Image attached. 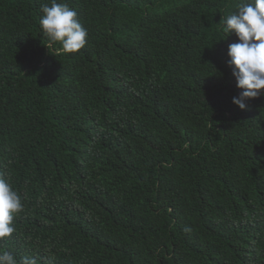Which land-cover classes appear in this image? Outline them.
<instances>
[{"label":"trees","instance_id":"obj_1","mask_svg":"<svg viewBox=\"0 0 264 264\" xmlns=\"http://www.w3.org/2000/svg\"><path fill=\"white\" fill-rule=\"evenodd\" d=\"M88 36L48 45L51 0H0V249L37 264H264V95L220 25L240 0H56ZM264 93V90H261Z\"/></svg>","mask_w":264,"mask_h":264},{"label":"clouds","instance_id":"obj_2","mask_svg":"<svg viewBox=\"0 0 264 264\" xmlns=\"http://www.w3.org/2000/svg\"><path fill=\"white\" fill-rule=\"evenodd\" d=\"M235 11L224 16L220 25L226 41L235 35L237 41L227 46V65L240 89L232 104L246 110L247 100L258 98L264 93V0H240ZM39 25L48 38L50 47L59 44L56 51L76 53L86 44L87 29L77 18V12L67 3L41 5ZM21 196L13 190L8 180L0 176V238L10 237L15 231L14 217L22 210ZM0 264H37L36 259L22 257L19 262L14 255L0 249Z\"/></svg>","mask_w":264,"mask_h":264}]
</instances>
